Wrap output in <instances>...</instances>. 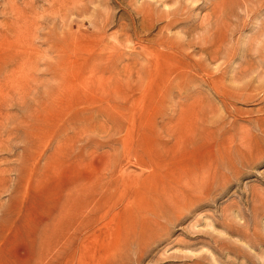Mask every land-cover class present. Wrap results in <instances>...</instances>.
<instances>
[{
	"label": "rangeland",
	"instance_id": "rangeland-1",
	"mask_svg": "<svg viewBox=\"0 0 264 264\" xmlns=\"http://www.w3.org/2000/svg\"><path fill=\"white\" fill-rule=\"evenodd\" d=\"M0 264H264V0H0Z\"/></svg>",
	"mask_w": 264,
	"mask_h": 264
}]
</instances>
